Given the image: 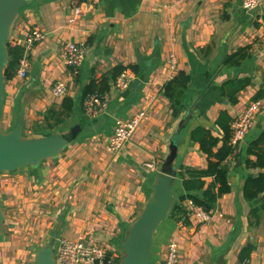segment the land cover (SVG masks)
<instances>
[{
  "label": "crops",
  "instance_id": "crops-1",
  "mask_svg": "<svg viewBox=\"0 0 264 264\" xmlns=\"http://www.w3.org/2000/svg\"><path fill=\"white\" fill-rule=\"evenodd\" d=\"M104 1L78 0L81 13L76 15L72 0H27L11 26L10 44L32 28L44 38L31 49L27 77L12 72L4 78L2 129L19 127L23 136L66 133L74 125L81 130L56 158L0 173L1 209L5 204L19 207L9 225L15 232L21 226L28 239L41 219L40 224L50 226L51 238H83L120 257L125 233L174 147V203L183 206L187 217L177 214L162 221L153 238L152 263H163L173 239L180 264H218L219 258L221 264H264V192L251 201L243 196L245 181L261 171L247 168L245 160L248 142L264 132V97L257 99L261 106L244 140L226 160L230 191L217 200L209 221L198 223L188 216L185 195L200 198L203 192H187L179 175L184 167L202 169L207 164L198 143L190 139L192 129L205 127L216 135L220 111L233 120L256 101L258 92L264 93V5L250 14L241 0H137L134 10L114 6L107 12ZM67 41L84 47L75 75L60 60ZM245 47L248 56L238 65L224 64L228 55ZM116 67L132 73L128 88L114 86L110 74ZM179 72L189 81L174 111L163 87ZM103 77L110 85L106 106L87 114L84 90ZM235 79L250 83L231 104L221 90ZM58 80L66 84L61 97L51 93ZM65 99L72 101L68 116L62 114ZM140 109L147 118L131 139L117 152L108 150L115 119L130 118ZM211 181L205 178V185ZM253 209L257 221L250 214ZM3 240L0 234V246ZM248 245L252 251L242 260L240 252ZM36 253L21 264H35Z\"/></svg>",
  "mask_w": 264,
  "mask_h": 264
},
{
  "label": "trees",
  "instance_id": "trees-1",
  "mask_svg": "<svg viewBox=\"0 0 264 264\" xmlns=\"http://www.w3.org/2000/svg\"><path fill=\"white\" fill-rule=\"evenodd\" d=\"M84 1V0H81ZM119 0H109L106 2V11L109 12L111 8L117 4ZM119 6H122V11L134 10L137 0H120ZM108 8V9H107ZM248 47L240 48L232 54L228 55L224 64L226 65H238L242 60L248 56ZM23 48L17 45H9L7 48L8 62H7V74L10 75L16 71L18 61L21 57ZM124 67H116L111 72L110 77L115 81L119 73ZM189 76L184 72H179L175 77L168 81L163 87L164 96L170 100L174 111L181 103L182 96L186 90ZM250 81L248 79H235L226 81L222 85V94L226 96L231 104L236 103V94L238 91L245 88ZM109 80L103 77L99 82L92 80L84 90V97L87 94L98 93L104 95L109 90ZM264 97L263 92H258L253 100L261 99ZM64 116H68L71 111L72 101L65 99L64 103ZM232 118L229 116L226 110L219 112L215 125L217 128V134L213 135L212 130L205 127H196L190 132V139L198 143L199 149L207 157V164L205 168L194 169L191 167H184L179 173L182 184L187 192L195 190H202V197H197L192 194L185 195L192 203L202 207L206 211H211L215 208L217 200L224 194L230 191V185L228 183V165L226 163L227 158L233 154L234 147L230 144V122ZM247 158L245 165L247 168H259L261 171L250 178H248L243 185V196L247 201L256 199L260 194L264 192V132H261L248 142L246 149ZM211 177L212 181L205 185V178ZM184 198L181 197L180 200ZM174 203L168 216L181 215L183 218L187 217V212L183 209L181 204ZM264 205V200H263ZM251 216L255 221L258 220L257 209L250 211ZM252 251L250 245L243 248L240 252L242 260L246 259Z\"/></svg>",
  "mask_w": 264,
  "mask_h": 264
},
{
  "label": "water",
  "instance_id": "water-1",
  "mask_svg": "<svg viewBox=\"0 0 264 264\" xmlns=\"http://www.w3.org/2000/svg\"><path fill=\"white\" fill-rule=\"evenodd\" d=\"M26 3L27 0H0V173L13 172L24 166H36L47 159L56 158L81 130L80 125H74L66 133L23 136L19 127L10 131H4L1 127L2 89L7 74L9 33L16 16ZM256 10H249V13L253 14ZM175 154L174 147H171L168 157L156 172L148 199L125 233L123 253L118 264H153L152 244L155 232L169 215L175 202ZM3 221L0 204V230ZM55 245L56 239L53 236L37 251L35 264H55ZM220 260L221 258L218 264H221Z\"/></svg>",
  "mask_w": 264,
  "mask_h": 264
},
{
  "label": "built area",
  "instance_id": "built-area-1",
  "mask_svg": "<svg viewBox=\"0 0 264 264\" xmlns=\"http://www.w3.org/2000/svg\"><path fill=\"white\" fill-rule=\"evenodd\" d=\"M75 14L80 15L78 0H72ZM264 5V0H241L243 10L259 9ZM44 38L43 33L37 29H29L21 38H15L11 41L12 45L23 48L21 57L15 71V75L20 78L27 77L29 66V57L32 47ZM84 58V47L74 42L67 41L64 43L60 52L62 64L71 70L75 75ZM172 73L175 72L176 66L172 59L169 60ZM132 79V73L129 70H122L115 79L114 86L117 89H126ZM66 92V84L63 81H56L51 89L55 97H61ZM106 106V94L98 93L87 94L84 97L83 108L87 114H95L103 110ZM261 101L250 102L243 112L230 122V144L234 147L233 154L236 153L238 145L244 140L247 131L253 121L254 115L260 109ZM147 118V112L143 109L136 111L130 118L115 119L113 130L107 141V149L117 152L131 139L138 126ZM232 157V156H230ZM152 167V164H146ZM188 216L192 217L198 223H204L210 220L211 212L206 211L200 206L190 201V210ZM178 244L171 239L166 245L165 256L162 264H180ZM119 256L115 253L108 252L100 246L90 244L83 238L69 240L66 238H57L54 250L55 264H118ZM157 264V263H155ZM160 264V263H158Z\"/></svg>",
  "mask_w": 264,
  "mask_h": 264
},
{
  "label": "rangeland",
  "instance_id": "rangeland-1",
  "mask_svg": "<svg viewBox=\"0 0 264 264\" xmlns=\"http://www.w3.org/2000/svg\"><path fill=\"white\" fill-rule=\"evenodd\" d=\"M104 1V6H106V2ZM114 6H119V1ZM15 21V20H14ZM13 25V24H12ZM2 128L4 129V125L2 124ZM19 207L16 205L8 206L5 204L3 206L2 212L4 215L5 222L1 227V235L4 237L2 245L0 246V264H21L26 260L29 255H32L46 245L51 238L50 226L47 225L44 221L41 223V219L38 221L37 225L33 226L35 231H29L28 239H25L22 232L23 228L19 226L21 232L19 233V229L16 228V232L13 230L14 228L9 225V221L17 218ZM48 236V239L45 237Z\"/></svg>",
  "mask_w": 264,
  "mask_h": 264
}]
</instances>
